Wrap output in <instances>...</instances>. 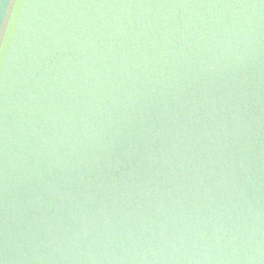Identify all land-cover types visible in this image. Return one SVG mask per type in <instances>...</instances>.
Wrapping results in <instances>:
<instances>
[{
    "label": "water",
    "instance_id": "95a60500",
    "mask_svg": "<svg viewBox=\"0 0 264 264\" xmlns=\"http://www.w3.org/2000/svg\"><path fill=\"white\" fill-rule=\"evenodd\" d=\"M0 264H264V0H0Z\"/></svg>",
    "mask_w": 264,
    "mask_h": 264
}]
</instances>
